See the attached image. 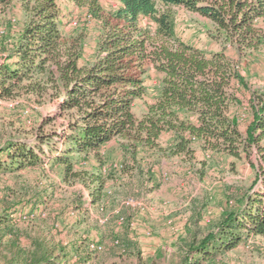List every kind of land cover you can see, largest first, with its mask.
<instances>
[{
	"label": "trees",
	"instance_id": "trees-1",
	"mask_svg": "<svg viewBox=\"0 0 264 264\" xmlns=\"http://www.w3.org/2000/svg\"><path fill=\"white\" fill-rule=\"evenodd\" d=\"M11 1L0 0V7ZM29 1L34 2V17L9 54L0 58V98H12L25 81L26 89L40 97L50 88L59 98L57 116L66 124L61 131H47L46 124L55 117L44 121L33 134L35 146L21 138L7 141L0 146V171L60 167V181L80 179L89 190L90 206L100 208L106 179L112 175H103L100 151L113 139L126 141L134 163L140 150L191 159L196 143L236 159L255 148L261 163L253 184L205 235L198 238L196 231L182 240L177 264L215 262L251 237L264 238V93L254 94L252 121L241 135L229 116L231 104L237 102L234 86L245 84L237 65L223 51L207 54L184 43L171 10L182 7L209 20L210 36L219 42L257 50L264 47V29L258 25L264 21V0H117L120 7L108 13L99 0H67L86 8L102 25L96 57L85 67L78 64L77 44L62 32L58 0ZM149 71L158 75V94L136 116L134 104L146 95ZM90 154L98 165L81 174L77 169ZM120 169L130 167L114 164L109 171ZM27 201L25 214L18 202L1 203L0 264H69L74 258L81 264L101 249L90 238L80 191L67 202L56 201L46 186ZM72 211L81 216L69 222ZM19 219L40 231L19 228ZM130 223L123 219L121 229H133ZM115 239L120 248L118 235ZM91 245L100 249L91 251Z\"/></svg>",
	"mask_w": 264,
	"mask_h": 264
},
{
	"label": "rangeland",
	"instance_id": "rangeland-1",
	"mask_svg": "<svg viewBox=\"0 0 264 264\" xmlns=\"http://www.w3.org/2000/svg\"><path fill=\"white\" fill-rule=\"evenodd\" d=\"M58 3L60 20L65 24L62 32L77 44L79 66H89L97 54L102 35L101 22L91 17L86 8L67 0H58ZM98 3L106 13L120 7L117 0H99ZM33 6V1L12 0L0 7V58L9 54L34 17ZM171 10L175 14L176 34L184 43L207 54L223 51L237 65L245 84L236 83L234 86L237 102L231 104L229 116L244 136L252 121L254 94L264 93V47L243 50L219 42L210 36L213 25L209 20L182 7H172ZM258 25L264 29V21ZM27 84L25 81L14 89L12 98H0V146L20 138L35 146V130L54 117L55 120L46 124L45 130L61 131L65 128V119L56 113L59 98L52 95L56 94L55 91L49 88L43 93L47 95L40 97L35 91L26 89ZM145 87L146 95L134 104L136 116L144 113L158 94L155 72L147 73ZM125 145L126 141L113 139L101 148V171L103 175L109 172L112 175L111 179H106L100 208L90 206L89 190L80 179L71 184L62 183L57 176L60 167L49 165L20 172L0 171V207L1 203L18 202L23 205L21 209L24 208L25 214L29 212L27 198L34 192L43 191L46 186L53 191L56 201L63 199L67 202L80 191L88 210L90 238L101 245L99 251L91 252L90 258L81 264H177L176 253L182 240L191 239L196 231L201 238L220 219L222 212L237 206L242 192L255 181L261 163L255 148L249 155L241 152V157L236 159L205 151L197 143L193 145L191 159L164 157L140 150L137 163H134ZM162 146L165 147L164 142ZM123 163L130 167L128 171H109L112 165ZM97 165L98 160L90 154L77 170L82 174ZM127 201L131 206L125 204ZM80 216L79 211H72L67 220L71 222ZM118 218L133 222V229L122 230ZM16 222L23 230L40 231L21 219ZM115 235H118L120 248L115 244ZM75 263L76 258L69 264ZM203 264H264V238L251 237L247 243H239L215 262Z\"/></svg>",
	"mask_w": 264,
	"mask_h": 264
},
{
	"label": "built area",
	"instance_id": "built-area-1",
	"mask_svg": "<svg viewBox=\"0 0 264 264\" xmlns=\"http://www.w3.org/2000/svg\"><path fill=\"white\" fill-rule=\"evenodd\" d=\"M125 204H126L127 206H131V202H129V201H127ZM122 221H123V219L120 218V220H119V224H121ZM130 227H131V228L134 227V223H133V222L130 223ZM147 235H149V233H147ZM96 249H100V248H96L94 245H91V247H90V250H91V251H94V250H96Z\"/></svg>",
	"mask_w": 264,
	"mask_h": 264
},
{
	"label": "crops",
	"instance_id": "crops-1",
	"mask_svg": "<svg viewBox=\"0 0 264 264\" xmlns=\"http://www.w3.org/2000/svg\"><path fill=\"white\" fill-rule=\"evenodd\" d=\"M253 260V259H252Z\"/></svg>",
	"mask_w": 264,
	"mask_h": 264
}]
</instances>
